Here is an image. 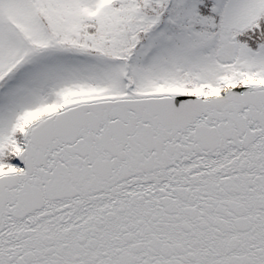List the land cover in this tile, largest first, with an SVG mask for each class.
<instances>
[{
  "label": "snow or ice",
  "instance_id": "1",
  "mask_svg": "<svg viewBox=\"0 0 264 264\" xmlns=\"http://www.w3.org/2000/svg\"><path fill=\"white\" fill-rule=\"evenodd\" d=\"M0 264H264V0H0Z\"/></svg>",
  "mask_w": 264,
  "mask_h": 264
}]
</instances>
